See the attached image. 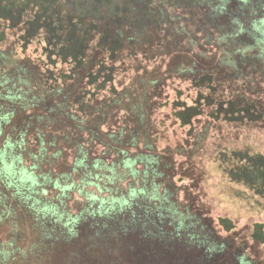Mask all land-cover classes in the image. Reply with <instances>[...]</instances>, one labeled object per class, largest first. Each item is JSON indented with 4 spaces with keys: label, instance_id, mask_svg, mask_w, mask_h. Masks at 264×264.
<instances>
[{
    "label": "trees",
    "instance_id": "trees-1",
    "mask_svg": "<svg viewBox=\"0 0 264 264\" xmlns=\"http://www.w3.org/2000/svg\"><path fill=\"white\" fill-rule=\"evenodd\" d=\"M219 2L223 6L217 10ZM197 4H202V8ZM262 9L263 0H0V42L4 41L6 31L16 30L20 50H26L33 41L42 44L43 72L40 76L46 89L51 96L61 95L65 90L72 93L71 110L82 116V122L95 115L94 111L88 112V105L105 98L115 102L119 97L120 102H124L122 97L128 94L130 86L140 91L139 94L154 93L159 83L157 75L161 74L153 76L159 70L154 68L158 64L157 68L163 66L165 77L187 83V88L195 92L190 105L179 99L165 102L171 105V114L179 126H191L194 119L203 115L214 122L245 125L262 121L264 113L258 103L249 101L245 82L241 81V86L235 90L220 81L217 66L209 62V56L216 55L221 44L237 47V53L244 45L252 51L257 50L258 54L242 55L241 59L250 58L253 73L249 76L261 80L264 52L258 44L264 41V35L257 33L259 37L256 36L252 25L257 23L249 22L255 21ZM218 16L228 19L230 35L223 33L225 29H207ZM165 44L172 48L164 49ZM181 57L191 62L180 63ZM203 57L207 58L203 60ZM172 63H175V70L168 73L167 65ZM20 70L15 69L8 75L0 71V135L16 122L17 114L25 112L29 122L33 119L32 112L45 104V100L37 96L36 83L31 82L36 94L30 98L13 91V82ZM180 92L177 91L182 94ZM41 96L46 98L47 93ZM57 108L65 110V105ZM41 109L45 115L57 113L51 104ZM75 119L71 118L77 123ZM103 121V124L108 123V117ZM93 126L94 122L87 125L88 128ZM9 136L6 135L0 150V220L22 215L29 220H39L45 226L50 220L57 221L55 209L42 200L41 194H46L44 183L34 179L32 173L20 175L13 163L6 162L5 155L15 151L18 144ZM23 136V132L18 134L20 142ZM88 137L93 143L102 139L97 130ZM122 144L120 137L113 140L111 135H107L104 143L113 146L110 151H116L115 158L120 154L127 156ZM86 159L78 146L73 166L83 167ZM217 159L225 182L243 187L264 202V154L246 148L229 149L221 150ZM92 160L93 168L103 164L98 157ZM137 161V158L132 162L127 159L123 164L133 165ZM123 204L127 207L98 209L88 216L81 213V217L67 221L76 229L80 220L94 222L90 226V240L99 241L101 245L98 256L92 258L101 264H236L232 260L235 257L222 256L215 242L200 241L195 235L184 236L176 227L166 226L160 215L150 217L144 208H132L126 200ZM217 223L224 233L236 228L228 218L219 217ZM73 226L68 230L73 231L71 236L77 234ZM45 238L52 236L46 233ZM249 238L264 245V225L253 223ZM100 252L105 256L102 259ZM10 255L0 251L4 259Z\"/></svg>",
    "mask_w": 264,
    "mask_h": 264
},
{
    "label": "rangeland",
    "instance_id": "rangeland-1",
    "mask_svg": "<svg viewBox=\"0 0 264 264\" xmlns=\"http://www.w3.org/2000/svg\"><path fill=\"white\" fill-rule=\"evenodd\" d=\"M217 6L219 10L223 4L219 2ZM229 9L233 8L229 6ZM208 16L211 15L208 13ZM225 19L218 16L207 29H225L223 33L230 35V23ZM261 20H264V9L259 10L255 21L249 22L257 23L252 25V31L258 37L257 33L264 35V21ZM18 37V31H6L4 41L0 42L1 74L8 75L21 68L13 82V91L29 98L37 93L40 100H45V104L41 102L42 106L51 104L57 113L45 115L40 106L32 112L33 119L28 122L26 113L20 112L17 119L15 116L16 122L0 135V150L6 135L14 137L18 144L15 151L7 152L6 162L13 163L20 175L32 173L34 179L44 183L46 194H41L42 200L55 209L57 221H71L81 217V213L88 216L92 211L112 206L123 209L127 207L123 204L126 200L132 208L146 209L150 217L160 215L166 226H175L184 236L195 235L200 241L215 242L217 250H222V256L235 257L232 260L236 264H264V245L249 238L253 223L264 225V202L243 187L225 182L216 163L221 150L246 148L264 154V118L260 122L240 125L214 122L203 115L194 119L191 126H179L171 114V105L165 102L179 99L190 105L195 92L187 88V83L169 80L165 77L167 74L163 75V66L157 68V64L154 68L159 70L153 76L161 74L157 75L159 83L155 85L154 93L139 94L140 91L130 86L128 94L122 97L124 102H120L119 97L115 102L106 98L92 102L88 112L94 111L95 115L82 122V116L71 110L72 93L65 90L67 93L51 96L46 89L40 76L43 72L42 44L33 41L22 51ZM258 45L264 52V41ZM168 46L172 48L169 44L162 47L167 49ZM219 47L216 55L209 56V62L217 66L220 81L235 90L241 86V81L245 82L249 101L258 103L264 113V77L258 80L249 76L253 73L250 58L241 59L242 55L252 56L258 51H252L246 45L239 48V53L236 52L238 48H232L230 44ZM200 51L203 53V49ZM179 60L180 63L191 62L188 58ZM174 66L175 63L167 65V72L173 73ZM23 80L26 83L22 84ZM31 82L37 84L36 93ZM44 92L46 98L41 96ZM64 105L65 110L57 108ZM73 117L77 123L71 120ZM104 117H108L106 124H103ZM93 122L94 126L88 128L87 125ZM96 130L102 139L90 142L88 135ZM115 130L118 133H114ZM20 132L24 134L22 142L18 137ZM84 132H88L87 135ZM107 135L113 140L120 137L121 148L127 151V156L120 154L115 158L116 151H110L113 146L104 145ZM78 146L87 157L83 167L73 166ZM135 156L138 161L133 165L123 164L127 159L134 161ZM92 157L102 159L103 164L93 168ZM219 217L230 219L236 228L224 233L217 223ZM5 235L0 231V248L11 254L6 261L13 257L10 264H57L53 255L34 256L37 242L30 238L28 231L19 239ZM30 249L32 252L28 253ZM103 255L100 252V256ZM61 263L66 264L67 260H61ZM94 264L101 263L96 260Z\"/></svg>",
    "mask_w": 264,
    "mask_h": 264
},
{
    "label": "flooded vegetation",
    "instance_id": "flooded-vegetation-1",
    "mask_svg": "<svg viewBox=\"0 0 264 264\" xmlns=\"http://www.w3.org/2000/svg\"><path fill=\"white\" fill-rule=\"evenodd\" d=\"M50 221L45 226L39 220H29L26 216L24 217L22 215H19V218L16 219L8 217L7 219L0 220V231L6 234L5 237L18 239L24 238L25 232L28 231V234L30 233L31 235L29 237L35 239L37 242L36 249L33 251L34 256L53 255L57 264L61 260L64 261V259L67 260L66 264H94L96 262L97 259L92 257L98 256L101 244H99V241L95 243L96 241L92 242L90 240L92 236L90 226L94 222L80 220L78 224L79 228L76 229V226L68 224L69 221ZM72 226L77 231V236L70 235L73 231L68 232ZM19 227L23 229L19 230ZM46 233L51 234L52 238H45ZM9 250H13V248H9ZM0 251H5V249L0 248ZM31 252V249L28 250V253ZM102 257L105 256L103 255L99 258L102 259ZM6 259L0 256V264H10V261L14 260L13 257L8 261Z\"/></svg>",
    "mask_w": 264,
    "mask_h": 264
},
{
    "label": "water",
    "instance_id": "water-1",
    "mask_svg": "<svg viewBox=\"0 0 264 264\" xmlns=\"http://www.w3.org/2000/svg\"><path fill=\"white\" fill-rule=\"evenodd\" d=\"M173 226V225H172ZM173 227H175V226H173Z\"/></svg>",
    "mask_w": 264,
    "mask_h": 264
}]
</instances>
